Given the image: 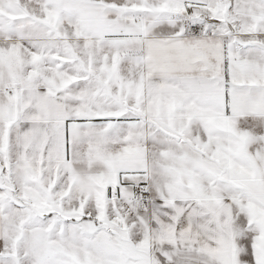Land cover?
Listing matches in <instances>:
<instances>
[{
    "label": "snow or ice",
    "instance_id": "obj_1",
    "mask_svg": "<svg viewBox=\"0 0 264 264\" xmlns=\"http://www.w3.org/2000/svg\"><path fill=\"white\" fill-rule=\"evenodd\" d=\"M0 264H264V0H0Z\"/></svg>",
    "mask_w": 264,
    "mask_h": 264
}]
</instances>
